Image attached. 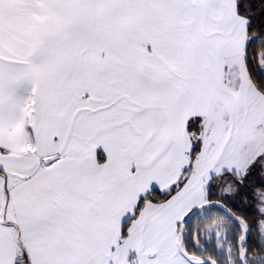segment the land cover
I'll return each instance as SVG.
<instances>
[{"label": "snow or ice", "instance_id": "1", "mask_svg": "<svg viewBox=\"0 0 264 264\" xmlns=\"http://www.w3.org/2000/svg\"><path fill=\"white\" fill-rule=\"evenodd\" d=\"M0 264H264V0H0Z\"/></svg>", "mask_w": 264, "mask_h": 264}]
</instances>
